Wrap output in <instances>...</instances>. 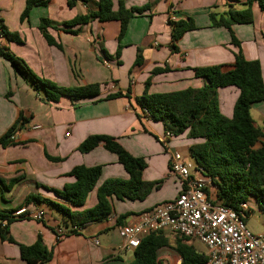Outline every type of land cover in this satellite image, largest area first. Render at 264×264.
<instances>
[{
    "label": "crops",
    "instance_id": "1",
    "mask_svg": "<svg viewBox=\"0 0 264 264\" xmlns=\"http://www.w3.org/2000/svg\"><path fill=\"white\" fill-rule=\"evenodd\" d=\"M26 1L0 0V24L20 39L18 43L0 37V49L21 59L37 77L58 88L98 84L99 91L93 97L60 96L56 102H46L43 90L33 91L0 58V138L17 126L12 138L17 145L0 146V212L15 217L17 211H26L23 218L15 217L7 227L12 242L0 239V264H25L19 246H30L38 237L51 253L44 264H130L134 250L121 247L119 228L132 222L137 214L173 200L183 189L182 183L169 173V160L179 152L178 142L186 138L183 134L161 142L166 133L164 125L145 117L137 98L143 94L146 81L148 94L201 88L207 82L196 77L194 69L220 66L228 70L238 52L247 61L259 62L264 84V9L253 1L252 22L231 26V34L239 42L235 47L228 30L210 25L209 15L242 10L247 0H111L114 10L119 3L126 9L146 8L129 20L120 38L118 21L94 20L77 34L69 33L67 30L78 26L67 28L63 24L85 13L86 7L77 4L69 8L67 0H44L43 5L32 7L28 16L20 20ZM170 17H174L172 22L190 20L194 25L174 42V51ZM42 18L51 23L46 31L60 49L49 46L39 32ZM137 55L142 62L134 66ZM157 69L160 70L152 74ZM115 93L119 96L107 99ZM238 94L235 87L217 90L223 116L231 118ZM249 115L253 125L264 131V100L252 104ZM92 135L112 137L131 156L143 159L141 179L155 185L141 201L112 198V212L106 220L72 234L65 216L44 201H61L53 191L74 182L66 176L72 168L101 167L95 187L81 207L69 206L72 212L93 208L96 190L104 181L129 178L116 156L102 146L84 154L77 150ZM189 140L188 147L199 142ZM213 191L209 188L212 199ZM30 196L39 200L27 202ZM250 202L255 200L251 199L247 206ZM38 212L42 219H33L31 216ZM120 216L125 218L117 222ZM165 235L171 242L173 235ZM196 242L189 241L201 244ZM164 253L170 255L167 249L159 251L160 263Z\"/></svg>",
    "mask_w": 264,
    "mask_h": 264
},
{
    "label": "trees",
    "instance_id": "2",
    "mask_svg": "<svg viewBox=\"0 0 264 264\" xmlns=\"http://www.w3.org/2000/svg\"><path fill=\"white\" fill-rule=\"evenodd\" d=\"M253 1L264 9V0H247L246 7L242 10H229L219 16L209 15L210 25L228 30L231 44L235 47H239V42L231 34V26L252 22L250 7ZM44 3V0H27L20 20L28 16L32 7ZM77 4L85 6L86 12L63 24L67 28L78 26L75 30H67L69 33L77 34L83 25L94 20L118 21L120 24L119 38L124 34L129 20L142 14L146 9L144 7L126 9L123 3H119L117 9L114 10L111 0H67L69 8ZM168 24L171 26V48L174 51L177 50L174 42L185 32L194 29V25L190 20L168 21ZM50 26L51 23L48 20L40 19L39 32L49 46L60 49L61 46L57 45L46 31ZM0 37L8 42H20L17 33L9 32L1 24ZM0 58L7 61L33 91L43 90V99L46 102H56L60 96L84 98L98 94V84L68 89L58 88L54 83L37 77L21 59L11 53L0 49ZM141 62V56L137 55L133 65L138 66ZM159 70H153L152 74H156ZM194 75L204 78L207 84L198 89L188 88L178 92L148 94L146 88L149 81H146L145 90L136 102L142 111L147 112V118L164 125L166 133H170L173 137L186 134V138L199 141L188 147V155L195 164L196 170H200L201 176L210 181L211 189L215 194L214 201H220L224 206L237 210L240 204L254 199L259 208L263 209L264 143L262 140L264 131L253 125L249 115L250 106L264 100V84L259 62L247 61L238 52L234 55V62L228 70L220 66H211L194 69ZM225 87H235L239 91L231 118L223 116L218 106L217 90ZM117 96H119L118 93L111 94L107 96V99ZM16 127H11L0 138L1 147L17 145L12 140ZM98 146H102L105 151L116 156L118 163L123 166L129 178L125 181L120 179L104 181L96 190L97 203L93 208L72 212L69 206L81 207L101 174L100 166H76L66 174L73 178L74 182L65 185L62 190L53 191L61 201L44 200L53 209L63 214L70 226L79 229L88 224L106 220L112 212V198L141 201L155 185L141 179L145 168L143 159L131 156L112 137L88 136L77 150L84 154ZM37 200L39 198L32 196L27 198V202ZM23 215L18 217L21 219ZM124 218L125 216L118 217L117 222ZM13 221L15 217L0 212V239L2 241L12 242L8 237L7 227ZM71 232L76 233L72 229ZM173 237L172 244L169 237L161 232L143 237L134 250V259L130 264H161L158 254L163 249H171L179 257V264L205 263V254L198 252L189 243L188 238L179 235H173ZM19 250L20 257L25 264H44L51 258V253L43 245L40 237L30 246L20 245Z\"/></svg>",
    "mask_w": 264,
    "mask_h": 264
},
{
    "label": "built area",
    "instance_id": "3",
    "mask_svg": "<svg viewBox=\"0 0 264 264\" xmlns=\"http://www.w3.org/2000/svg\"><path fill=\"white\" fill-rule=\"evenodd\" d=\"M172 21L174 17H170ZM103 63L107 64L106 61ZM141 112L147 117L146 111ZM171 137L170 133H165L161 142ZM196 169L191 159L180 152L171 155L169 173L182 183L183 189L173 200L137 214L132 222L120 227L121 247L135 250L143 237L161 232L201 243L206 250L203 264H264V231L253 234L246 228L247 204L242 203L234 210L214 201L208 193L210 181ZM191 171L196 173L193 175ZM24 213L26 211L21 209L14 216ZM31 217L41 220L42 213ZM70 227L74 231L79 230L75 226Z\"/></svg>",
    "mask_w": 264,
    "mask_h": 264
},
{
    "label": "rangeland",
    "instance_id": "4",
    "mask_svg": "<svg viewBox=\"0 0 264 264\" xmlns=\"http://www.w3.org/2000/svg\"><path fill=\"white\" fill-rule=\"evenodd\" d=\"M188 140L189 139L187 138H182L180 142H178L179 146L177 147V149L180 147V150L178 151L186 158H189L188 150H187ZM248 207H249V211H247L246 217L244 218L245 226L251 233L260 234L264 231V208L260 209L259 206H257L253 202H250L248 204ZM170 238L172 244L174 237H170ZM192 244L198 252L204 254L206 253V250L203 245L194 244V243ZM167 252H169L170 255L168 256L167 255L168 253H164V255H162L161 263L163 264V261H166V264H177L178 256L175 255V253L171 249H167Z\"/></svg>",
    "mask_w": 264,
    "mask_h": 264
}]
</instances>
